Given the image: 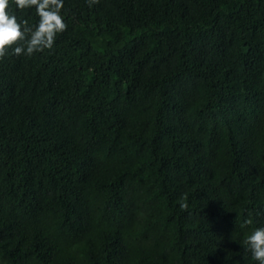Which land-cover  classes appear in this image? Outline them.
Masks as SVG:
<instances>
[{
	"label": "trees",
	"instance_id": "16d2710c",
	"mask_svg": "<svg viewBox=\"0 0 264 264\" xmlns=\"http://www.w3.org/2000/svg\"><path fill=\"white\" fill-rule=\"evenodd\" d=\"M61 14L51 49L0 58V264H256L264 0Z\"/></svg>",
	"mask_w": 264,
	"mask_h": 264
},
{
	"label": "clouds",
	"instance_id": "9594fccd",
	"mask_svg": "<svg viewBox=\"0 0 264 264\" xmlns=\"http://www.w3.org/2000/svg\"><path fill=\"white\" fill-rule=\"evenodd\" d=\"M92 7L97 0H86ZM64 0H0V58L8 54L32 56L45 49H51L57 34L63 32L67 24L61 14ZM35 10L38 17L35 24L18 20L13 9ZM181 208L187 205L180 203ZM252 219H245L241 225H252ZM247 251L256 264H264V225L252 227L244 237Z\"/></svg>",
	"mask_w": 264,
	"mask_h": 264
}]
</instances>
